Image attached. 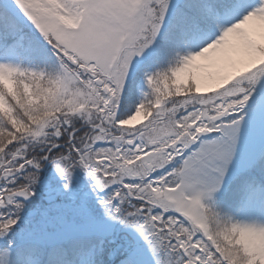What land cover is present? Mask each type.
Here are the masks:
<instances>
[{"label": "snow or ice", "instance_id": "1", "mask_svg": "<svg viewBox=\"0 0 264 264\" xmlns=\"http://www.w3.org/2000/svg\"><path fill=\"white\" fill-rule=\"evenodd\" d=\"M0 264H264V0H0Z\"/></svg>", "mask_w": 264, "mask_h": 264}]
</instances>
